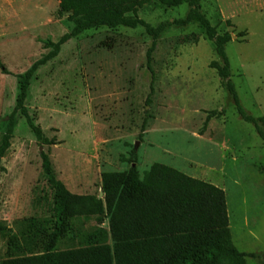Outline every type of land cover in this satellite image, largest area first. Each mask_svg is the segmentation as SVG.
<instances>
[{"label":"rangeland","instance_id":"rangeland-1","mask_svg":"<svg viewBox=\"0 0 264 264\" xmlns=\"http://www.w3.org/2000/svg\"><path fill=\"white\" fill-rule=\"evenodd\" d=\"M187 10L186 4H147L137 14L156 25ZM201 11L218 33L231 35L225 52L242 106L264 116V0H203ZM71 27L58 13V0H0V64L6 71L0 67V137L18 75L50 50L48 40ZM150 41L140 26L96 27L68 39L38 66L24 104L44 136L57 143L37 140L15 114L9 147L0 157V221L13 227L16 219L52 216L53 190L41 152L67 189L96 197H102V171L135 166L141 177L161 162L223 188L234 246L246 254V264H264L263 141L236 113L209 67L218 58L198 24L171 25L158 36L153 74L145 65ZM132 155L136 162L126 160ZM83 226L107 230L108 220L89 219ZM7 238L0 234V264Z\"/></svg>","mask_w":264,"mask_h":264},{"label":"trees","instance_id":"trees-1","mask_svg":"<svg viewBox=\"0 0 264 264\" xmlns=\"http://www.w3.org/2000/svg\"><path fill=\"white\" fill-rule=\"evenodd\" d=\"M202 1L58 0V13L66 16L72 27L56 41L48 40L45 45L50 50L18 75L14 107L0 137V157L9 147L17 112L37 140L47 145L57 143L44 136L24 101L38 66L56 56L68 39L96 27H143L151 38L145 65L153 74L152 54L158 36L171 25L186 26L192 22L202 28L213 44L218 60L210 61L209 67L221 78L236 113L253 124L264 144V116H253L244 109L230 78L225 46L231 35L216 31L201 11ZM147 4L165 8L186 4L188 10L182 17L152 25L137 14ZM225 22L231 24L228 19ZM0 67L6 72L1 64ZM40 157L42 172L53 190L52 216L16 219L13 227L0 221V234L8 233L6 256L1 264H246V254L231 239L223 188L164 163L153 162L141 177L135 166L123 171H102V197H96L67 189L55 177L48 153L41 152ZM126 160L136 162V156ZM104 218L108 220L107 230L83 226L86 220L94 219L100 224ZM52 243L62 247L54 249Z\"/></svg>","mask_w":264,"mask_h":264},{"label":"water","instance_id":"water-1","mask_svg":"<svg viewBox=\"0 0 264 264\" xmlns=\"http://www.w3.org/2000/svg\"><path fill=\"white\" fill-rule=\"evenodd\" d=\"M101 194H102V192H101Z\"/></svg>","mask_w":264,"mask_h":264}]
</instances>
